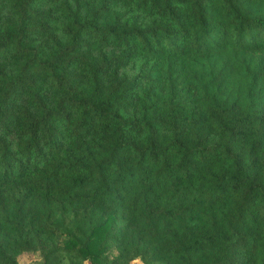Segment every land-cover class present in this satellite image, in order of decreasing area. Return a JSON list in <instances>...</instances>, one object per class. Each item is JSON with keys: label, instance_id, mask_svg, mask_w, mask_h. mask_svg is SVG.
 Wrapping results in <instances>:
<instances>
[{"label": "trees", "instance_id": "trees-1", "mask_svg": "<svg viewBox=\"0 0 264 264\" xmlns=\"http://www.w3.org/2000/svg\"><path fill=\"white\" fill-rule=\"evenodd\" d=\"M264 264V0H0V264Z\"/></svg>", "mask_w": 264, "mask_h": 264}, {"label": "rangeland", "instance_id": "rangeland-1", "mask_svg": "<svg viewBox=\"0 0 264 264\" xmlns=\"http://www.w3.org/2000/svg\"><path fill=\"white\" fill-rule=\"evenodd\" d=\"M41 261V255L37 252L26 253L19 257L20 264H40ZM131 264H142V262L139 260H133Z\"/></svg>", "mask_w": 264, "mask_h": 264}]
</instances>
